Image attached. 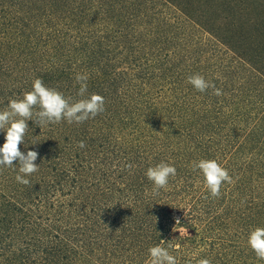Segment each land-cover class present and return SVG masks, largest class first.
I'll list each match as a JSON object with an SVG mask.
<instances>
[{"label":"trees","instance_id":"1","mask_svg":"<svg viewBox=\"0 0 264 264\" xmlns=\"http://www.w3.org/2000/svg\"><path fill=\"white\" fill-rule=\"evenodd\" d=\"M77 73L105 110L28 121L39 171L0 168V264H149L162 240L178 264H264L247 244L264 227V0H0V110L36 78L78 100ZM200 159L233 177L219 198ZM161 161L177 173L154 195Z\"/></svg>","mask_w":264,"mask_h":264},{"label":"clouds","instance_id":"2","mask_svg":"<svg viewBox=\"0 0 264 264\" xmlns=\"http://www.w3.org/2000/svg\"><path fill=\"white\" fill-rule=\"evenodd\" d=\"M88 78L87 74H76L75 79L80 84L78 95L81 98L75 101L71 97H65L62 92L47 87L41 78H36L32 82L31 91L25 92L20 99L9 100L7 107L0 110V131L5 133V142L0 147V168H13L14 161H18L19 169L15 176L18 183L30 184V181L25 177L39 171V165L35 163L38 152L29 150L25 154L19 148V145L25 141L29 120L34 121L40 128L49 123L54 124L61 121H67L69 124L74 122L81 124L105 110L103 96L96 93L86 95ZM187 83L201 93L212 88L214 95L223 94L222 90L216 88L214 83L198 73L188 76ZM78 146L84 148L86 145L81 141ZM191 166L193 171L199 170L202 173L206 187L213 198L220 197L223 184L234 182L229 171L215 159L193 161ZM125 167L131 169L133 165L126 164ZM176 173L175 166L164 161L149 167L146 176L153 183V194L158 195L160 189H165L168 186L169 178L175 177ZM176 223H180L179 220ZM165 243L162 240L161 245L148 249L149 264H178L177 257L169 251L172 245L162 246ZM247 244L258 259L264 260V227L258 226L251 230ZM197 264H212V262L210 259L202 258L197 261Z\"/></svg>","mask_w":264,"mask_h":264}]
</instances>
